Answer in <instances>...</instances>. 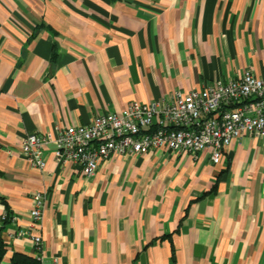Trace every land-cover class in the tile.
Segmentation results:
<instances>
[{"label":"crops","instance_id":"obj_1","mask_svg":"<svg viewBox=\"0 0 264 264\" xmlns=\"http://www.w3.org/2000/svg\"><path fill=\"white\" fill-rule=\"evenodd\" d=\"M264 78V0H0V227L57 264H264V134L208 150L111 155L86 178L26 134H57L246 70ZM44 193L40 236L16 237Z\"/></svg>","mask_w":264,"mask_h":264},{"label":"built area","instance_id":"obj_2","mask_svg":"<svg viewBox=\"0 0 264 264\" xmlns=\"http://www.w3.org/2000/svg\"><path fill=\"white\" fill-rule=\"evenodd\" d=\"M264 134V78L251 69L227 81L216 80L186 93L175 91L167 101L131 102L119 113L96 114L89 124L68 125L57 134H26L19 153L31 166L42 170L44 146L54 145L53 158L58 163L72 162L86 177H92L99 163L111 155L145 154L167 150L196 155L208 150L214 164L220 162L223 150L242 135ZM31 222L18 228L16 237H29L38 246L43 192L32 194ZM3 212L0 225L5 220ZM15 217L10 214V221ZM41 264H57L56 258Z\"/></svg>","mask_w":264,"mask_h":264},{"label":"trees","instance_id":"obj_3","mask_svg":"<svg viewBox=\"0 0 264 264\" xmlns=\"http://www.w3.org/2000/svg\"><path fill=\"white\" fill-rule=\"evenodd\" d=\"M4 213L6 214V218H5V220H3L1 222L0 227H2V226L4 227L5 224L10 222L11 212L7 210ZM5 250H6L5 243L0 236V264L2 262L4 255H5ZM10 264H41V263L34 256H30V255L25 254V253L14 252V254L11 256Z\"/></svg>","mask_w":264,"mask_h":264}]
</instances>
